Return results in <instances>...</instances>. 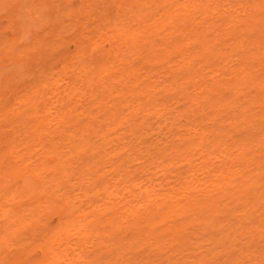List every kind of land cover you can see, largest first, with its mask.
<instances>
[{"label": "bare ground", "instance_id": "6f19581e", "mask_svg": "<svg viewBox=\"0 0 264 264\" xmlns=\"http://www.w3.org/2000/svg\"><path fill=\"white\" fill-rule=\"evenodd\" d=\"M13 1L16 3V1L19 2L21 0H12V2ZM27 1L29 2V0ZM47 1L50 3V0H38V3L41 6L47 5L49 7L46 8L45 6V8L48 9H45V11H49V13H47L48 15L45 13L43 6L37 7V2V5L32 3L35 5L33 8L28 7V2H25V4L22 2L24 5L27 4V8L31 10L36 9L37 7L38 15L40 13V8L41 10L43 9L42 14H45L41 16H43L42 18L45 20L42 21L41 19L42 22L40 25L39 22L36 24L39 25L37 26L38 28L32 25V22L30 25L23 23V21H26V16H28V19L30 15H32L31 10L30 13L27 8L25 9L28 11L24 9L27 12V14L24 12L25 17L23 15V9L20 8L22 11H18L23 16L21 17V14H19L18 16L21 18L13 16L17 12L12 11V13H15H11L12 15L10 14L12 18L9 15L12 19L9 23L15 22L17 24L16 21L18 17L19 22H21L20 19L23 20L22 23L25 24V27H27L26 25H32L33 28L30 29H33L36 32L40 31L39 29H42L43 26H49L47 37H45L47 34H43L45 30L44 32L42 31V34L45 37L44 39L39 32L42 36V38H40L43 41L39 40L40 38L36 40L37 36H35V39L33 38L34 36L32 37L36 40V42L39 40L37 46H35L36 42L33 41L32 38V42H29V44H33V42H35L33 44V49H36V53L40 54V57L37 55L38 57L35 58H37L38 61L48 59L44 56H48L51 50L52 52H61L60 49L65 46L68 50L74 51L72 52V55H69L66 58V60H68V65L73 68V70H66L69 66H67V64L66 66H63L66 62H62L63 64L61 63L58 64V66L56 65L57 67L55 66L58 71H62L60 72V74L62 73V75H60L62 78L56 77V74L59 75V73H55L57 71L56 68L50 73V75L46 76L49 73L44 72V69L43 72H41L39 70L40 66L38 68L34 64V67L31 66L32 70L34 72L37 71L36 68H38L37 73H39V75L37 74L36 78H34L31 83L28 82L30 86L33 83V86L27 90L25 88L26 86L24 87V84L27 85L28 83L26 84V81H23L24 76L21 75H25L28 71H30V74L32 73V70H28L29 61L33 59V57L30 56L32 54H28V49L31 48H29V46H24L26 43H24V45L22 44V46L18 45V43L16 44V41L19 42V40H24L20 38L23 34H20V36L14 34V36L19 37V40L17 39L15 42L8 41V45L5 43L7 41V36H5L6 38H0V43L3 46H6H0V50L3 51L4 48L8 50L9 48L10 50L5 52H7V54L11 53V55L14 54L13 57L16 55L17 60L14 57L15 59L12 61L16 60L15 62L17 63L14 62L16 65L21 62V67L18 65L20 68L18 67L19 69L17 70H20L21 68L23 69H21L23 74L19 73V71L16 73L19 74L17 76L12 74L13 72L11 73V70L6 74V69H2L1 66H7L4 64L7 60L4 59L5 54L1 57L3 53L0 51V59H4H2L3 61L0 60V69H2L0 70V74H2L0 75V93L5 92V95L6 93L9 94L8 90H10V88L11 91L13 88L14 93L20 92L17 96H14L15 98L13 97L14 100L12 101L16 100L17 102L18 100L16 107V102H14V108H11V105L10 107L8 106L9 100L7 104L4 94L3 97L0 96V125L2 126L3 123H6L7 126H10H6L8 131L2 126L5 133L7 131V134H10L8 137H1L0 139V143L2 144L0 145V148L3 150L1 151L2 158L0 157L3 159V161L0 159V199L3 200H0V264H128L129 262L127 260L129 256L126 257L125 255H129L130 253H139L137 250H139L142 244H149L153 246L152 250H149L146 255L144 254L147 257L146 259L144 258L145 262L140 259L142 263H139V260L137 262V260L132 257L131 259H133V261L129 264H157L155 263L156 261H158V263L160 262L159 264H209L212 259H206L208 262L205 261L204 257L207 256L203 255L201 257L202 253L197 255L198 259L196 260L198 261L194 259L186 261L184 260L186 256L182 259L185 254L182 256L181 250H183L185 245L188 246L190 240L186 238V234H184L182 230L186 224L180 220L181 218L187 215L186 217L189 219L192 213H196L202 217L201 213L205 211L207 213L210 211V214L208 215L210 216L211 214H215L217 218L220 216L222 217L225 211V216H227V214L228 216H232L233 207H245L246 211H244V209V213L242 215L238 216L237 214H234L236 215L233 217L235 218L234 223L229 221L231 227L236 224L235 229L237 228V231L234 230V232H238L242 229L240 222L245 221L244 218L248 212L255 216V213H260L261 209L264 210V189H260V193H257V190L255 189V187L259 185L260 181L262 182L259 186H261V188L264 187V156H262L264 154L259 152L261 148L264 149V146H262V144H264V70H262L264 68L262 67L264 66H261L264 65V63H261L264 62V45H262L264 44V34H260V38L256 37L257 39H252L251 37L246 36L249 34L242 33L244 31L243 29H254L253 26L258 22L254 11H261V9L264 10V0H260L258 3L250 0L253 2L252 5L250 3L253 13L251 11V14L248 16V11L246 12V23L252 22L253 24L251 23L249 27L242 29H239L241 28V24H245L242 18L240 19L242 21L238 20L237 24L235 22L236 19L235 21L233 20L235 22V25L233 26H227V24L226 27L224 23L223 26H220L221 29L217 27V25L221 24L219 23L221 19L219 20L217 18L218 22L216 25L215 17V20L212 22L203 21L206 14H216L219 9L220 12L224 11V13L222 12L219 15L217 14L219 17H222L223 14L225 15L228 11H230V7H228L230 4L228 6L227 3L221 5L223 0H126V2H124L125 0H93L99 1V5L95 2L96 8L94 10L91 8V4L85 3L87 0H78L77 4L80 3L81 6L82 4L84 5V7L82 6L80 9H73L70 7L72 1L68 0V2L64 4L65 6L62 5V8L59 7V9L56 10L57 3L63 4V1L61 2L60 0H57L55 7H53L55 11L53 14L51 10L52 6H49ZM224 1L228 2L227 0ZM235 1L237 2V0ZM245 1L246 0H243V2ZM2 2L3 0L0 2V6H2V8H5V5L7 8L10 6L8 3H12L10 0L3 2L5 4ZM31 2H33V0ZM122 2H124V5ZM15 3L12 4L15 6ZM20 3L21 2L18 4ZM12 4L11 6H13ZM121 4L122 6L119 7L118 5ZM220 5L221 8L218 9ZM19 6H22V8L25 7H23L22 4ZM29 6L32 5L30 4ZM78 6L79 5H77V7ZM2 8L0 7V9ZM113 8L114 11L112 12ZM225 8L228 10L227 12ZM247 8H245V10ZM17 9H19V7ZM234 9L235 8L233 7L231 10L233 11ZM92 11L95 12L94 19H92ZM200 12H203L205 17L203 18V15H201L200 17H202L203 20L201 18L199 22H195ZM235 12L234 16H231L232 18L238 14V16H240L237 9ZM70 14L74 17L80 15V20H78L80 21V26H78L80 27V31L78 30L76 32V29H78V27H75L77 26L76 24H74L72 30L70 28L71 26L68 27L69 25L64 24L66 21V23L71 21H68L70 16L66 17ZM45 15L49 16L51 21H48L50 19L47 18V20L45 18L47 16ZM34 16L31 17L33 18ZM39 16L36 17L39 18ZM148 16H151V19H149ZM227 16L229 17L227 14L225 18L231 22L232 20H229L230 17L227 18ZM62 17L63 19H69L63 20L65 21L63 23ZM90 17L91 19H89ZM145 17L149 20L144 21ZM10 18L9 20H11ZM124 19L128 21V23L126 21L128 27L124 31H121V29L124 28H122L123 23H125L122 22ZM29 20L31 21V18ZM46 20L48 23L50 22L51 25H49L50 23H47L48 25L44 23ZM81 20L83 21L81 22ZM227 20L226 22L228 23ZM61 23L63 24L61 25ZM88 23H93L94 27H90ZM41 24L43 25L42 27ZM64 25H67L66 28L70 29V32L74 30L73 33H78L76 35L72 33V36H75H73L74 38L71 36L73 39H70L68 43L67 38H61L63 35L60 37L62 34L61 32L65 27ZM189 25L190 28H187ZM124 26H126V24H124ZM215 26L218 30L220 29V32H222V27L225 26V29L223 28L224 32H219L217 34L218 30L216 31ZM256 26L257 25H255V27ZM18 27L24 28V25L20 26L19 24ZM232 27L233 29H231ZM2 28H4V26ZM28 28L26 29L27 31L29 30L27 33L30 32V29ZM4 29H0L1 37ZM65 29L63 32H65ZM26 30L23 29L22 31L24 32ZM239 31L241 32V36ZM12 32H14V30ZM92 33L94 34L92 35ZM213 33L216 35H213ZM4 34L5 33H3V35ZM25 34L26 32L24 35ZM190 34L193 35V40H190ZM209 34L211 36H215L214 40L209 37L212 40L210 41L208 38ZM244 34L248 39L246 38L247 40L245 39V43L243 44L242 38L245 37L242 35ZM24 35L23 37L27 36ZM64 35H66V33ZM236 35L238 37H236ZM59 37L61 38L60 40ZM223 37H226L227 42L228 38L231 39V37L234 41L231 44L228 42L226 46H223V44L218 41L220 39H224ZM79 38L83 41L79 42ZM246 41L249 44V48L247 46L246 48L244 47L247 44ZM25 47H28V49L26 48L27 51ZM57 48L58 50H55ZM223 49H229L232 56L233 53L238 54V56L241 55L242 61H239L240 58H238V64L240 62H245L247 64L244 63V65L240 63L237 65L240 67L241 65H244L240 68V70L239 68L232 69L235 66L233 64L236 62L237 55L234 54V58L236 56L235 62L231 65H227L226 63L230 59L227 58L229 52H223ZM68 50L66 49V51ZM66 51L64 48V52ZM31 52L32 49L29 53ZM61 54L64 55L63 52H61ZM69 54H71V52ZM34 55L36 56V54ZM53 55L55 54H52V56ZM223 55L224 59L222 60L226 62L225 64L227 66H232L230 67L232 69V78H228L227 75V78L230 80L226 78L227 80L225 82L222 81L225 80L226 76L221 81L220 68L218 69L216 67L217 58L220 57L221 63V56ZM57 56H60V54L58 53ZM27 57L30 58V60ZM41 57L44 58L42 59ZM214 57H216V59ZM51 58L53 60V57ZM37 59H35L36 64L38 63ZM138 59H141V62ZM231 60L233 59H230L228 64L229 62L231 63ZM47 61L48 60H45V65L48 64ZM56 61H58V59ZM137 61H139V64H136ZM255 61H259L256 66L254 65ZM251 62L254 65V67H252L253 65L251 66V69L253 68V70L247 72L248 66ZM7 63L8 62H6V64ZM12 63L13 62H11L9 66L12 67L14 64ZM50 63L56 64L54 61H51ZM15 64L14 66H16ZM156 65L160 68L154 70L155 67L158 68ZM153 66L155 67L153 68ZM204 66L209 67H206L205 70L203 68ZM213 66H215V70ZM42 67H44V65H42ZM208 68H210L211 71H209ZM68 70L75 74L81 75V73H83V78H78V75H76L73 80H70L71 77L67 76ZM12 71L15 70L13 69ZM227 73L228 72H226V74ZM209 74L210 76H208ZM229 76L231 77V75ZM21 78L23 80H20ZM66 78H70L69 81H67L68 79L66 80ZM22 81L24 83H22ZM61 81H63V83ZM204 83L205 85L207 84V89L205 88ZM19 84H23V88L21 87L22 85L20 86ZM59 84H64V86L60 87ZM240 85H243L244 87ZM190 87L191 90L193 87L192 91L190 90ZM244 88L245 92L242 90ZM236 89L243 91H238L239 94L241 93V95H243V97L241 96L242 98L245 97L242 99L239 96V98L243 100L242 102L237 96L238 93ZM49 90L50 95L48 92ZM177 91L179 94L177 95L178 97H173V92ZM168 97L176 99L179 98L180 101L183 100L180 105V112L177 111V113L179 112V115L184 117V115L187 114L191 120L194 121V119L199 118L197 117V114H200V118H205L204 120L208 119L209 121L207 120L208 122L204 121L205 123H200L197 120L196 123L199 122L200 126L206 123H212L211 126L209 128H207V126L204 127L205 130L193 132L191 134L194 135H190V137L187 135V138V132L193 131V129L196 128L199 129V126H194L196 128H192L195 122L193 123L191 120L189 121L188 119L183 118L184 122L188 120V123H185L186 125L188 124V127L184 124L187 129L191 123H193L192 126L187 131L185 126L184 129L180 123L179 126L182 128L176 124L178 127L174 129L175 131L178 128H181L187 132L185 136L179 137L182 131L180 129L178 130L179 133L174 131L175 134L177 133L178 135H173L172 128L175 126L173 127L171 124L175 125L174 123L180 122L179 119L182 117L180 116L176 118L178 114L175 112V115L172 112L171 115L170 111L177 108L176 106L175 109H171L173 108V100L170 99V104H172L171 107L167 105L169 102H166V105L164 104L165 106L163 103H160V99L165 98L166 101H168ZM45 98L48 101L50 100V106L47 105V101H43ZM165 99H163V102ZM41 102H45L46 104L44 103V105H42ZM11 103L13 104V102ZM167 106L170 108L168 109ZM224 107V111L226 112L228 110L227 112H229L230 116L232 115L231 113L237 114V112H239L240 115L247 120L244 123V125H246L239 127L236 120L233 122L230 120L229 123L225 124V120L219 121V119H215V116H211L214 111H217V108L220 110ZM257 107L260 110H258ZM166 108L169 110V112H167V116L165 115L167 114ZM181 110L183 113H181ZM225 112L222 114L225 115ZM219 114L220 116L222 115L221 113ZM173 116L177 119L176 122H174L175 120L173 121V118L171 122L169 121V119ZM85 118L88 120L87 122H85ZM252 120L253 123L251 122ZM167 121L170 122H168L170 124V129L169 126H167ZM254 121H258L256 126ZM161 125H163L165 129ZM252 125H254L255 129ZM251 126L253 132H251L252 130L247 131V129ZM121 130L124 131L121 133ZM162 130L165 131L164 139L161 137L163 135ZM249 132L252 135L256 132L258 135L254 134L253 138L250 135V139L247 135ZM184 133L185 132L182 131V134ZM156 135H158L159 139ZM197 135L200 139L196 138L199 139V141L196 140L197 142H195L193 141L195 140L193 138L197 137ZM152 136L157 139L154 138V140ZM228 136L232 137V139H236L233 140V142H230L232 139L230 140ZM211 137L213 138L211 139ZM142 138L146 141L148 140L146 138H152L155 147L153 144L148 143L149 145H145V142L143 144ZM225 138L229 140L225 141ZM255 140H257V143L255 142L257 145L260 143L258 146L253 143ZM251 141L253 142L251 143ZM34 142H36V144H34ZM238 142L241 143L242 147H245L242 148ZM32 143L37 146V148L33 146ZM237 144L240 146L239 148H242L240 150H243L244 153L246 151L247 153L251 152V156H245L244 160L247 163L246 166L250 167V170L251 166H253L252 164H254V166L255 164L257 165L256 169L253 166L255 169V171H253L255 172L254 174L253 172H251V174H247L246 169H244V171L240 168H235L237 167L236 165L243 160V155H241L243 154L241 153L242 151L237 153L239 154L238 157H231L235 158L238 162H235L234 159L231 160L227 157H230L231 153H233L235 148L238 146ZM245 144H247V146ZM253 144L255 146H253ZM144 145L146 148L142 147ZM250 145L256 150L250 148ZM39 146L42 147L40 148ZM18 147H20L19 150L21 149L20 152L17 151ZM258 147L260 149L257 151ZM142 148L147 150L150 148L152 149L150 152L146 151V154L149 152V156L151 154L150 158H153L156 153L155 157L157 158L154 157V160H152L155 161V159H157L158 161L154 164L151 160V164H149V166L153 164L155 165L151 166L152 168L155 167L152 171L154 173L157 168V172L161 171L164 173L167 169H171V167L179 165L180 162L181 166L184 165H182V163L187 162L186 166L188 168H192V166H194L192 164L196 165L200 163V161H196V163H194L195 161H192L197 155L192 152L200 151L202 149L203 152L205 151L204 153L207 152L202 157L200 156L202 165L206 162H212V160L208 158V155L211 156L210 154H214L216 151H220L221 155V152L224 151L227 153V156L225 155L226 159H230L232 162H235V169L232 168V164H230L232 162H229L230 168L219 166V164L215 162L217 159L215 158L213 161L215 162L214 164H216V169L219 167L217 173L215 172L216 174L213 172L212 166L210 168L208 167L209 163L206 164L204 168L205 170L207 168L210 169L209 172L207 170V173H211V177L209 179L207 178L208 180L202 178L200 180L203 182H196L194 183L195 185L192 186L190 181L193 176L191 174L195 171L191 173L190 170L198 171L199 166L197 165V169H186L185 172L188 170L191 173L190 174L188 172V176L185 172H183L185 170H182L183 168L179 169L180 172L175 170V173L177 171L178 174H173L178 176V183L176 178V183L173 182L171 178L174 177H172L173 175L171 173V181L162 177V180L164 181L161 182V184H158L157 182L159 179L152 182L151 179L148 178L149 175L148 177L145 176L146 172L150 171V168H148L149 159L147 156L146 159L148 162L145 158H143L145 157L144 155L143 157H140L145 159L143 162L144 164L140 163L141 166L139 165L141 168L144 166V170L139 168V166H136L135 168L133 167V164H136V160H139L136 156L143 154L142 151L144 150ZM153 151L155 152L153 153ZM224 152L222 154H225ZM192 155L195 156L191 158ZM197 156L199 157V154ZM178 158L180 159L178 160ZM139 161L142 162V160ZM131 162L134 169H131V166L127 165L131 164ZM172 162L176 163L172 166ZM241 163L243 165L244 161ZM241 163L240 166H242ZM225 164L223 163L222 165ZM243 166H245V163ZM160 167L167 169L165 171L163 169L159 170L161 169ZM204 169L202 168V171ZM140 171H144L142 173L144 177H141L140 175L141 179L138 177L136 179V176H138ZM197 171L195 173H197ZM154 173L151 174L150 171V174L152 175H150V177H152V180L154 179L153 177L160 176L156 175L160 174V172L155 173V176H153ZM162 173L161 175H163ZM145 177L147 178V181H150V183L148 182L149 185L145 182L143 183L142 180H146L144 179ZM165 180L167 183H165ZM180 181L182 183H180ZM156 183L158 185H156ZM164 183L167 185L168 183L174 185H169L170 187L165 186V189L160 188L159 185L163 186ZM189 183L191 186H189ZM130 187L132 188V191H129L131 194L126 192L127 189H130ZM181 188L184 193V195L181 194L182 196L178 193ZM164 190H167V193H164ZM126 193H128L129 197H131L127 198L128 195H125ZM101 195L104 197H102L103 199L100 198ZM225 195L230 198V201H226V204L221 207L222 204L220 201L222 198L226 197ZM21 199L22 201L25 200L27 205L20 201ZM100 199L102 201H100ZM225 200L223 199V201ZM17 201H20V204L25 206H20ZM16 203L18 205H15ZM87 204L88 207L86 206ZM83 205L84 208L86 206L89 210H81L83 209ZM260 215L264 216V213L258 214L257 217L259 218ZM162 216L163 219H161ZM164 216L168 218L167 222H169L168 220L170 218L171 223L170 225L168 224L169 226L166 224V226H168L167 228L161 229V224L159 223H161L162 220H165ZM242 216H244V218ZM240 217H242L243 220H241L242 218L239 219ZM217 218H214V221ZM219 219L221 218L216 220L218 221L216 224L217 226H220V228L216 227V229L213 230H217V228H219L218 231H220V229L223 230L221 225H219L221 223L219 222ZM207 220H204L203 223L205 222L204 224H206ZM258 221L262 224V229H264V218H259ZM211 223L207 222V226L209 225V228ZM231 227L227 233L232 232L233 228L231 229ZM262 232H264V230H262ZM167 234L169 236H167ZM227 235L229 236V234ZM164 236H167L168 239ZM230 237L231 236H229V238ZM217 238L220 239V237ZM168 240L169 242L167 243L166 241ZM164 241L167 245H165ZM233 244L235 245V243ZM160 245H162V247ZM8 246L10 249H8L9 251H6L5 248H9ZM143 247L146 248V246L141 247L142 252H144ZM160 247L163 250L161 249V251H158ZM238 249L239 250H235L239 251V254H236L237 251L235 252V250L232 252H235L236 255H241L243 250L239 247ZM4 250L6 252L2 255ZM156 251L159 252H157V255L155 253ZM163 251L164 253H162ZM226 251L228 252L229 250ZM160 252L162 256L160 255ZM232 252L229 253L231 254ZM132 254L130 257L133 256ZM135 255L137 256V254ZM158 255L161 256L160 260H162V258L164 260L159 261V259H156L158 258ZM216 255L217 256L215 257H218V254ZM260 256L261 258L264 257L262 255ZM260 256H257V259ZM137 258L139 259V257ZM230 258L227 260L233 262L229 264H236L234 263V260L236 262L237 258ZM183 260L185 262L180 263ZM215 263L217 264L216 261H214V264ZM218 264H220V261ZM249 264H260V261L255 262L253 260V262L251 263L250 261Z\"/></svg>", "mask_w": 264, "mask_h": 264}, {"label": "rangeland", "instance_id": "374dc122", "mask_svg": "<svg viewBox=\"0 0 264 264\" xmlns=\"http://www.w3.org/2000/svg\"><path fill=\"white\" fill-rule=\"evenodd\" d=\"M1 1H2V0H0V2H1ZM10 1L12 2V0H10ZM31 1H32V0H29V2H28L27 0H26V1H25V0H24V1H22V0L19 1V2H21L20 4L23 5V7L25 6L24 8H22V6H19L20 4H18V3H19L18 1H16V3H15V1L12 2L13 4L15 3V6H16V7H15L12 3H11V4H12L14 7L11 6L10 3H8V4L10 5V6H8L9 8H8V7L6 8V5L4 6L5 8H2V6H0V7L2 8V9H0V29H4V28H5V29H4V32L1 30V31H2V37H1V34H0V38H3V37L6 38L5 36H7V38H6L7 41H6L5 43H6V45H8V44H9L8 41H14V42H15V40H17V39L19 40V37L14 36V34L20 36V34H21V35H22V34L24 35V33L26 32L25 35H27V36L24 35L25 37H23V35H22L23 38L20 36V38H21V39H24V40H19V42L16 41V44L18 43V45H21V46H22V44L24 45V43H26V45H24V46H29V48L32 49V52L29 53L31 49H28V47H25V49L27 48V49L29 50L28 54H29V55L32 54V55H30V56L33 57V59L30 60L31 57H30L29 55H27V56L30 57V58L27 57V58L30 60V61H29V66H30V67H31V66L34 67V64H35L38 68H39V66H40L39 70H40L41 72H43V69H44V72L49 73V74L46 75V76H48V75H50V73H51L52 71L55 70V68L58 66V64H61L62 62H64V63L66 62L65 64L62 63L63 66H64V65L66 66V64H67V66H69V65H68V60H66V58H67V56L72 55V54H73L72 52H74V51H70V50H68V48L65 47V46L62 47L63 50L60 49L61 52L64 53V55H62L61 52L55 51V50H58V48L54 50L55 52H52V50H51V52H50V54H49L48 56H44L45 58H46V57L48 58V59H45V60H48V61H47L48 64H46V65H45V60L43 59L44 57H43V58L41 57V58L43 59V60H41V61H40V60L38 61V59L35 58V57H38L40 54H39V53H36V49H33V44L36 42V40H37L38 38H40V37L42 38V36H43V39H44L45 37L48 36L47 32L49 31V29H48L49 26L45 27V26H43V25L41 24V27L43 26V28H42L43 30H42V29H39L40 31H38V32H36L35 30L30 29V28H33L32 25H34L35 27L39 26L40 23H41L43 20H45L44 18H42L43 16H41V15H44L45 13H46V14L49 13V11H48V12L45 11V9H46V8H49V7H48L47 5H42V6L44 7V11H45V13L42 14V10H43V9L41 10V8H40V13H39L40 16H39V15H38V12H37V11H38V10H37V7H38V6L40 7L41 5H39L38 0H36V1L33 0V2H31ZM60 1H61V2L63 1V4L57 3V0H54V1L52 0V2H51V0H50V3H52V4H50L49 1H47V2H48L47 4H48L49 6H50V5L52 6V7H51V8H52V9H51V10H52V14L55 13L53 7H55V4H56V3H57V6H56L57 9H56V10H58L59 7L62 8V7H63L62 5H64L66 2H68V0H67V1H66V0H60ZM71 1H72V2H71ZM71 1H69V2L72 3L70 7H72L73 9H80L82 6L84 7L83 4H82V6H81L80 3L77 4V3H78V0H71ZM75 1H76V2H75ZM123 1H124V0H123ZM184 1H185V0H184ZM184 1H183V2H184ZM218 1H219V0H218ZM227 1H228V2H226V1L223 0V3H221V5L227 3V6H228V5L230 4L231 6H230V5L228 6V7H230V11H228V10L225 8L226 12H227V11H228V12H227V13L225 12L226 14H225V15L223 14L222 17H219V16H218V15L221 14L222 12L224 13V11H221V12H220V9H219V8H221V5H220V6L218 7L219 10H218V12H217L216 14H213V15H212V14H209V15L206 14V15H205L206 17H205V16L203 15V12H200V13L198 14V18L196 19L197 21L194 19L195 22H199V20H201V18H202V17H200L201 15H203V18L205 17L204 20H203V18H202V20L205 21V22H208V21H211V22H212L213 20H215V19H214V17H215V18H216V20H215V25H216L217 22H218L217 20H218V19H219V20L221 19V20L219 21V23H221V24L217 25V27L220 28V26H223L224 23H225V26H226L227 24H228L227 26H231V25L233 26V25H235V24H234L235 22H236V24H237L238 20H240V19L242 18V19L244 20V23H245V24H243V25L241 24V28H239V29L249 27V26L251 25L252 22H250V23L247 22V23H246V20H247L246 12H247V11L249 12V13L247 12V15L249 16V14H251V11L253 10V9L251 8V5L253 4V2L256 1V2L258 3L260 0H253V2L250 1V0H246L245 2H243V0H237V2H236L235 0H234L235 2H234L233 0H227ZM240 1H241V3H240ZM247 1H248V2H247ZM3 2H6V0H5V1L3 0ZM3 2H2V3H3ZM7 2H8V1H7ZM17 2H18V3H17ZM22 2H24V4H25V2H26V3L28 2L29 5L31 4L32 6H29V5H28V7H30V8L35 7V5H37L36 2L38 3V5H37L36 9H32V10H33V11H32L31 9L27 8V6H26L27 4L24 5ZM53 2H55V3H53ZM58 2H59V1H58ZM74 2H75L77 5H79L80 7L78 6V7H79V8H78L77 5H76ZM95 2H96L97 4L99 3V1H93V0H87V1H85V3H87V4H91V5H92L91 8H92L93 10L96 8ZM124 2H126V0H125ZM124 2H122L123 5H124ZM256 2H255V3H256ZM32 3L35 4V5H33ZM73 3H74V6H73ZM233 3H234V5H233ZM236 3H237V4H236ZM250 3H251V5H250ZM3 4H5V3H3ZM8 4H7V5H8ZM58 4H59V6H58ZM68 4H69V3H68ZM87 4H86V5H87ZM235 4L237 5V8H236V5H235ZM0 5H1V4H0ZM17 5H18V6H17ZM53 5H54V6H53ZM66 5H67V4H66ZM75 5H76V6H75ZM98 5H99V4H98ZM98 5H97V6H98ZM249 5H250V6H249ZM42 6H41V7H42ZM45 6H46V8H45ZM64 6H65V5H64ZM68 6H69V5H68ZM118 6L121 7L122 4H121V5H118ZM225 6H226V5H225ZM227 6H226V7H227ZM246 6H247L248 8H251V9H248ZM10 7H11V9H10ZM12 7H13L14 9H13ZM18 7H19V9H17ZM66 7H67V6H66ZM66 7H65V8H66ZM231 7H232V8L234 7L235 9L232 11V10H231V9H232ZM20 8L23 9V13L25 12L26 14H27V12H26L25 10L29 9V12H30V10H31L32 13H31V12H30V13H31L32 15H30V17H29L28 19H27L28 16L25 17V13L23 14L24 17H25V19H26V21H29V22L23 21V20H21V19H20L21 22L18 21L19 18L23 17L22 14H21L20 12H18V11L21 10ZM25 8H27V9H25ZM65 8H64V9H65ZM68 8H69V7H68ZM223 8H224V7H223ZM238 8H239V9H238ZM245 8H247V9L245 10ZM24 9H25V10H24ZM236 9L239 11L241 17L238 16V15H239V14H238V15H235V17H233V18H234V19H233L231 16H234V12H235ZM8 10H9V11H8ZM10 10H11V11H10ZM46 10H48V9H46ZM60 10H61V9H60ZM66 10H67V8H66ZM223 10H224V9H223ZM12 11H16L18 14L15 13V12L12 13ZM21 11H22V10H21ZM27 11H28V10H27ZM35 11H36V12H35ZM44 11H43V12H44ZM113 11H114V8L112 9V12H113ZM64 12H65V11H64ZM92 12H93V13H92V19H94V18H95V16H94V15H95V12H94V11H92ZM112 12H111V13H112ZM230 12H231V13H230ZM254 12L256 13V18L258 19L257 24L255 23V25H257V26L255 27V25H254V26H253L254 29H253V28H252V29H249V30H248V29H246V30L243 29L244 31L242 32V33H245V34H249L250 36H249V35H246V36H247V37H251L252 39H253V38L255 39L256 37H257V38H260V36H261L262 34H264V33H262V32H264V21H262V20H264V10L261 9V11L257 10V11H254ZM259 12H260V13H259ZM11 13H12V14L15 13V15H13V16H18L19 14H21V17H19V16H18L19 18L17 17V21H16L17 24H16L15 22H12V23L10 22L11 24L9 23V21H12V19H11V18H12V16H11L12 14H11ZM35 13H36V15H35ZM237 13H238V12H237ZM252 13H253V11H252ZM10 14H11V15H10ZM33 14H34L35 16H34ZM64 14H65V13H64ZM217 14H218V15H217ZM227 14H228L229 17H230V18H229V17L227 16V18H229V20H232L231 22L228 21V20L225 18ZM232 14H233V15H232ZM235 14H236V12H235ZM9 15L11 16V18L9 17ZM47 15H48V14H47ZM47 15H45V16H47ZM50 15H51V11H50ZM65 15H66V14H65ZM259 15H260V16H259ZM31 16H34V17L32 18ZM36 16H39V18H37ZM45 16H44V17H45ZM68 16H70V19H69V18H68L69 20L66 19V18L63 19V17H62V22H63V23L65 22V21H63V20H68V21L71 20L73 23H72L71 21L68 22V23H66V22H67V21H66V22L64 23V24L69 25L68 27L71 26V27H70L71 30H72V27L74 26V24L77 25V26H75L76 28H77L78 26H80V24H79L80 21H78V20H80V15L76 16L77 18L74 17V16H72L71 14H70V15H67L66 17H68ZM71 16H72V17H71ZM93 16H94V17H93ZM97 16H98V15H97ZM97 16H96V17H97ZM211 16H212V17H211ZM237 16H238V19H237ZM73 17H74V18H73ZM150 17H151V16H148L149 19H151ZM210 17H211L212 19H211ZM7 18H8V19H7ZM9 18H10L11 20H9ZM30 18H31V21L29 20ZM45 18H46V19H47V18L50 19L49 16H47V17H45ZM72 18H73V19H72ZM78 18H79V19H78ZM148 18L145 17V18H144V21H148V20H149ZM217 18H218V19H217ZM15 19H16V18H15ZM23 19H24V18H23ZM41 19H42V21H41ZM48 19H47V20H48ZM53 19H54V18H53ZM76 19H77V20H76ZM89 19H91V17H90ZM208 19H209V20H208ZM224 19H226V20L228 21V23H227L226 20H224ZM235 19H236V21H235ZM261 19H262V20H261ZM33 20H34V21H33ZM36 20H37V21H36ZM38 20H39V21H38ZM47 20H46L44 23L47 24L48 21H51V19L48 20V21H47ZM191 20H192V19H191ZM223 20H224V21H223ZM233 20H234L235 22H234ZM259 20H260V21H259ZM7 21H8V22H7ZM22 21H23V23H27L28 25H30V23L32 22V25H31V26L26 25L27 27H25V24H23ZM77 21H78V22H77ZM82 21H83V20H81V22H82ZM126 21H127L126 19H124V20L122 21V22H125V23H123V25H122V28L124 27L123 29H121V27H120L121 25L119 26L120 29H121V31H124V30L128 27V24H127L128 21H127V23H126ZM142 21H143V20H142ZM221 21H222V22H221ZM240 21H242V20H240ZM38 22H39V25H36ZM75 22H77L78 24L75 23ZM122 22H121V23H122ZM232 22H233V23H232ZM5 23H6V24H5ZM44 23H43V24H44ZM49 23H50V22H49ZM49 23H48V24H49ZM63 23H61V25H62ZM134 23H135V22H134ZM193 23H194V22H193ZM213 23H214V22H213ZM1 24H2V25H1ZM19 24H20V26H21V25H22V26L24 25V28H23V27H18ZM48 24H47V25H48ZM70 24H72V25H70ZM124 24H126V26H124ZM202 24H203V23H202ZM202 24H201V26H202ZM252 24H253V23H252ZM9 25H10V26H9ZM15 25H16V26H15ZM44 25H45V24H44ZM49 25H51V23H50ZM67 25H64L65 27L63 28V31H64V29L67 27ZM88 25H89L90 27H91V26L94 27V24H93V23H91V24L88 23ZM191 25H192V24H191ZM3 26H4V28H2ZM6 26H7V27H6ZM8 26H9V27H8ZM11 26H12V29H11ZM225 26L222 27V30H221L222 32H224ZM227 26H226V27H227ZM259 26H260V27H259ZM28 27H29V28H28ZM35 27H34V28H35ZM93 27H92V28H93ZM215 27H216V26H215ZM217 27H216V31L218 30ZM7 28H8V29H7ZM15 28H16V29L18 28V29L16 30ZM20 28H21V29H20ZM27 28L30 29V32H29V33H27V32L29 31V30H28V31L26 30ZM37 28H38V27H37ZM39 28H40V27H39ZM45 28H46V29H45ZM76 28H74V29H76ZM79 28H80V27H78V29H76V32H77L78 30L80 31ZM92 28H89V29H92ZM187 28H190V25H189ZM223 28H224V29H223ZM255 28H256V29H255ZM259 28H260V29H259ZM23 29L26 30V31L23 32V31H22ZM35 29H36V28H35ZM220 29H221V28H220ZM220 29H219V30H220ZM231 29H233V27H232ZM13 30H14V32H15V31H16V32H15V33L12 32ZM36 30H38V29H36ZM44 30H45L46 33L44 32ZM46 30H47V31H46ZM71 30L68 29V28H66V29H65V32L62 31V32H61L62 34L60 35V37L63 35V37H61V38H65V39L67 38V43H68V41H69L70 39L72 40V39L74 38L73 36H75L76 34H78V33H73L74 30H73L72 32H70ZM219 30L217 31V34L220 32ZM258 30H259V31H258ZM42 31L44 32L43 34H47V35H45V37H44V35L42 34ZM68 31H69L70 33H69ZM216 31H215V33H216ZM241 31H242V30H241ZM20 32H23V33H20ZM34 32H36V33H34ZM39 32L41 33L42 36L40 35ZM67 32H68V33H67ZM222 32H220V33H222ZM239 32H240V31H239ZM252 32H253V33H252ZM3 33H5V34L3 35ZM63 33H64V34L66 33V35H64ZM72 33L75 34V35L72 36ZM209 33H210V32H209ZM215 33H213V35H216ZM31 34H32V35H31ZM33 34H34V35H33ZM35 34H36V35H35ZM93 34H94V33H92V35H93ZM193 34H194V32H193ZM210 34H212V33H210ZM210 34H209L208 38L210 37V38H212V40H214V37H215V36H213V35L211 36ZM237 34H238V32H237ZM245 34L242 35V36L245 37V38H242L243 41L241 40V41L243 42V44L245 43L244 40L247 38V37L245 36ZM251 34H252V35H251ZM260 34H261V35H260ZM29 35H30V37H29ZM234 35H235V34H234ZM258 35H259V37H258ZM12 36H13V37H12ZM33 36H34V37H33ZM35 36H37L36 40H34V39H35ZM64 36H65V37H64ZM71 36H72L73 38H72ZM221 36H222V35H221ZM221 36H220V37H221ZM223 36H224V35H223ZM225 36H226V35H225ZM238 36H239V34H238ZM238 36L236 35V37H238ZM240 36H241V32H240ZM240 36H239V37H240ZM9 37H10V39H9ZM14 37H15V38H14ZM32 37H33L34 39H33ZM60 37H59V40L61 39ZM228 37H229V36H228ZM234 37H235V36H234ZM31 38L33 39V41H35V42H33V44H32V43L29 44V42H32V41H31V40H32ZM41 38H40L39 40H42ZM68 38H69V39H68ZM192 38H193V35L190 34V40H193ZM210 38H209V39H210ZM223 38H224V37H223ZM257 38H256V39H257ZM8 39H9V40H8ZM26 39H27V40H26ZM65 39H64V40H65ZM219 39H220V38H219ZM224 39H225V40H224ZM224 39H220V40H218L219 42H221V43L223 44V46H224V45L226 46V45L228 44V42H229V44H231V43H233V41H234V39H232V37H231V39L228 38V42H227V40H226V37H225ZM238 39H239V38H238ZM247 39H248V38H247ZM247 39H246V40H247ZM39 40H38V42H36L35 46H37V44L39 43ZM194 40H195V37H194ZM212 40L210 39V41H212ZM221 40H223V41H221ZM42 41H43V40H42ZM80 41H83V40H81V38H79V42H80ZM225 41H226V42H225ZM40 42H41V41H40ZM64 42H66V41H64ZM186 42H187V41H186ZM214 42H215V41H214ZM27 43H28L29 45H28ZM246 43H247V44H246L244 47L246 48V46H247V47L249 48V44H248L247 41H246ZM115 45H116V44H115ZM262 45H264V44H262ZM0 46L2 47L3 45L0 43ZM4 46H5V45H4ZM4 46H3V47H4ZM228 46H229V45H228ZM250 46H252V45H250ZM1 47H0V48H1ZM5 47H6V46H5ZM253 47H254V46H253ZM23 48H24V47H23ZM59 48H60V47H59ZM64 48H65V51H66V49H67L68 51L64 52ZM248 48H247V49H248ZM14 49H16V48H14ZM27 49H26V51H27ZM2 50H3V48H2ZM8 50H10V49L8 48ZM8 50L5 49V48H4L3 51L0 50V51L3 53V55H2L1 57H3L4 54H5L4 59L7 60L6 62H8V63L6 64V62L4 61V62H5L4 64L7 65V66H5V67H7V68H5L4 66H1V68L4 69V70L6 69V70H5L6 74L8 73V71L10 72V70H11V73L13 72L12 74H15V75L17 76V75H19V74H16V73H18L19 71H20L19 73H22V70H23L22 68H21L22 70H21V69H20V70H17V69H19V68L21 67V64H20L21 62L18 63V64L16 65L15 63H17V62H15V61L17 60V58H16L17 56L15 55L14 57L16 58V60L12 61L13 59H15V58L13 57L14 54H13V55H11V53H8V54H7V52H5V51H8ZM19 50H20V49H19ZM60 50H59V51H60ZM223 50H224L223 52H229V54H228V56H227L228 59L230 58V59H233V60H234V61L231 60V63L229 62V64H228V61H229L230 59H229V60L227 61V63H226L224 60H222V59H224V55L221 56V57H222V58H221V63H220V57L217 58V62H216L217 65H216V67H217L218 69L220 68V73H221V76H220V77H221V81H222L223 78L226 76V77H225V80L222 81V82H225L228 78H232V74H231L232 69H235V68L238 69V68H239V70H240V68L243 67V66H244L245 64H247V63H245V62L243 61L245 64L240 62L241 64H244L243 66H242V65H241V67H240V66H237V65L240 64V63L238 64V62H239V61H242L241 55H239V56H240V57H239L238 54L233 53V56H232V54H230L231 51H229V49H227L228 51H227L226 49H223ZM1 52H0V53H1ZM67 52H68V53H67ZM70 52H71V54H69ZM58 53L60 54L61 58H60V56H57ZM66 53H67L68 55H67ZM34 54H36V56H35ZM52 54H55V55L52 56ZM234 54L237 55L236 62H235V58H236V56H235V58H234ZM7 55H8V56H7ZM9 55H10V56H9ZM33 55H34V56H33ZM37 55H38V56H37ZM10 57H13V58H10ZM39 57H40V56H39ZM51 57H53V60H52ZM59 58H60V59H59ZM214 58L216 59V57H214ZM238 58H240L239 61H238ZM2 59H3V58H2ZM2 59H0V60H2ZM4 59H3V60H4ZM18 59H19V58H18ZM35 59H37V61H38L37 64L35 63V62H36ZM55 59H56V60L58 59V61H56ZM175 59H176V58H175ZM225 59H226V58H225ZM3 60H2V61H3ZM8 60H11V61H8ZM26 60H27V59H26ZM26 60H25V61H26ZM60 60H61V61H60ZM138 60L140 61L141 59H138ZM254 60H255V59H254ZM254 60H253V62H254ZM32 61H33V62H32ZM51 61H54L56 64H54V63H50ZM135 61H136V60H135ZM139 61H137L138 63L136 62V64H139ZM237 61H238V62H237ZM247 61H248V60H247ZM247 61H246V62H247ZM11 62H13V63L15 62L14 64H15L16 66H14L13 63H12V64H13L12 67L9 66V65L11 64ZM30 62H31L33 65H32ZM40 62H41L42 64H41ZM47 62H46V63H47ZM140 62H141V61H140ZM222 62H223V63H222ZM233 62H235V63H237V64L234 63L233 65H235V66H234V68L231 69L230 67H232V66H227V65H231ZM258 62H259V61H257V62L255 61L254 65L256 66V64H257ZM39 63H40V65H39ZM225 63H226L227 65H226ZM261 63H264V62H261ZM22 64H23V63H22ZM53 64H54V65H53ZM194 64H196V63H194ZM250 64H251V65H250ZM250 64H249V66H248V70H247V72H250V70H253V68L251 69V66L253 65V63L251 62ZM18 65H19L20 67H19ZM42 65H44L45 68L42 67ZM47 65H48V66H47ZM56 65H57V66H56ZM94 65H95V64H94ZM254 65H253L252 67H254ZM8 66H9V67H8ZM29 66H28V70H32V67L30 68ZM36 66H35V67H36ZM53 66H54V67H53ZM55 66H56V67H55ZM138 66H140V65H138ZM156 66H158V65H156ZM261 66H264V65H261ZM16 67H17V68H16ZM18 67H19V68H18ZM41 67H42V68H41ZM69 67H70V66H69ZM69 67L66 68V70H67V69H71V70H73V68H71V67L69 68ZM154 67H155V66H153V68H154ZM206 67H209V66H204L203 68L206 70ZM214 67H215V66H213V68H214ZM257 67H258V66H257ZM8 68H9V69H8ZM38 68H36L37 71H34L36 74L33 72V70H32V73H33V74L31 73L32 75L30 74V71H28L25 75H21V76H24V80H23L22 78H21L20 80H23L24 82L26 81V82H25L26 84H27L28 82L31 83V82L34 80V78H36V75H37V74L39 75V73H37V72H38ZM159 68H160L159 66H158V68L155 67L154 70H157V69H159ZM194 68H197V67H194ZM249 68H250V69H249ZM262 68H264V67H262ZM2 69H0V70H2ZM13 69H14L15 71H12ZM33 69H34V68H33ZM60 69H61V68H60ZM60 69H59V70H60ZM204 69H202V70L205 71ZM211 69H212V68H211ZM224 69H226V70H224ZM4 70H3V71H4ZM16 70H17V72H16ZM34 70H35V69H34ZM46 70H47V71H46ZM56 70H57V71H56L55 73H59V75L56 74V77L62 78V76L60 77V75H62V73L60 74V72H62V71H58L57 68H56ZM208 70L211 71L210 68H208ZM212 70H213V69H212ZM214 70H215V68H214ZM262 70H264V69H262ZM40 71H39V72H40ZM221 71H222V72H221ZM224 71H225V72H224ZM206 72H208V71H206ZM223 72H224V73H223ZM226 72H228L229 74H228V73L226 74ZM260 72H261V71H260ZM46 73H45V74H46ZM77 73H78V72H77ZM9 74H10V73H9ZM9 74H8V75H9ZM22 74H23V73H22ZM34 74H35V75H34ZM82 74H83V73H81V75H80V74H75V73H73L72 71L68 70V74H67V76H68V77H71V79L69 78L70 80H73V78H75L76 75H78V78H79V77L83 78V75H82ZM252 74H253V73H252ZM0 75H2V74H0ZM69 75H70V76H69ZM227 75H228V78H227ZM229 75H231V77H230ZM21 76H19V77H21ZM32 76H33V78H32ZM67 76H66V77H67ZM208 76H210V74H209ZM30 78H31V79H30ZM81 78H80V79H81ZM226 78H227V79H226ZM67 79H68V78H66V80H67ZM69 79H68L67 81H69ZM20 80H19V82H20ZM28 80H29V81H28ZM66 80H63V81H66ZM228 80H230V79H228ZM23 81H22V83H24ZM63 81H61V82L63 83ZM80 81H81V80H80ZM57 82H58V81H57ZM59 82H60V81H59ZM32 84H33V83H32ZM32 84H31V86H33ZM19 85H20V84H19ZM21 85H22V86H21ZM21 85H20V86L23 88V84H21ZM28 85H29V83H28L27 85L24 84V87L26 86L25 88H26L27 90L31 88V86L29 85V87H28ZM204 85H205V83H204ZM243 85H245V84H243ZM243 85H240V86H243ZM59 86L62 87V86H64V84H59ZM27 87H28V88H27ZM202 87H204V86H202ZM206 87H208L207 84L205 85V88H206ZM243 87H244V86H243ZM19 88H20V87H19ZM22 88H20V89H22ZM60 89H61V88H60ZM203 89H204V88H203ZM203 89H202V90H203ZM206 89H207V88H206ZM206 89H204V90H206ZM208 89H209V88H208ZM18 90H19V89H18ZM190 90H191V87H190ZM192 90H193V87H192ZM192 90H191V91H192ZM198 90H199V89H198ZM242 90L244 91L245 88L242 89ZM242 90L239 91V90L236 89L237 93H238V91H239V92H243ZM12 91H13V88H12ZM12 91H11V88H10V90H8L9 94L6 93V95H5V94H4L5 92H4V93H0V96L3 97V94H4V96H5L4 98H5V100H7V101H6L7 104H8V100H9V104H8V106L10 107V105H11V108H14V105H15L14 102H16V100H15V101H12V100H14L13 97H14V96H17L18 93H20V92H18V93H17V92L14 93V91H13V92H12ZM19 91H20V90H19ZM48 92H49V95H50V90H49ZM232 92H233V91H232ZM244 92H245V91H244ZM12 93H14V94H12ZM1 94H2V95H1ZM177 95H179V94H178V91H177V92H173V95H172V96H173V97H176ZM237 96H238V98H239V96H240V97H241V96L243 97V95H241V93H240V94L238 93ZM7 97H8V98L10 97V98L8 99ZM169 97H170V96H169ZM169 97L167 98L168 101H166V99L163 98V99H165V100H164L165 103L163 102V99H160V100H161L160 103H163V105H164V104L166 105V102H169V104H167V105H169V106L171 107L172 104H170V103H171V100H173V101H172V102H173V105H172L173 108H171V109H175L176 106H177V108H176L177 110L175 109V110L172 111V110L170 109V110H171L170 113L172 112V113L174 114V112H175V113H177V111L180 112V108H181L180 105H181V103L183 102V100L180 101L179 98L176 99V98H172V97L169 98ZM177 97H178V96H177ZM242 97H241V98H242ZM14 98H15V97H14ZM241 98H239V99H241ZM244 98H245V97H244ZM244 98H242V99H244ZM170 99H171V100H170ZM242 99H241V102L243 101ZM169 100H170V101H169ZM176 100H177V102H176ZM43 101H47V105L50 106V104H49V103H51L50 100L48 101V100H46V98H45V100H43ZM238 101H240V100H238ZM11 102H13V104H12ZM17 102H18V100H17ZM17 102H16L15 107L17 106ZM241 102H239V103H241ZM44 103H45V102H44ZM44 103L41 102L42 105H44ZM177 103H179V104H177ZM45 104H46V103H45ZM237 104H238V103H237ZM165 105H164V106H165ZM169 106H167L168 109L170 108ZM166 109H167V108H166ZM166 109H165V110H166ZM168 109L166 110V113L169 112ZM178 109H179V110H178ZM189 109H190V108H189ZM215 109H216V108H215ZM257 109L260 110L258 107H257ZM224 110H225V107H224V108H221L220 110L217 108V111H214V112H213V115H211V116H215V119H219V121L225 120V124H226V123H229L230 120H231V122H233V121L236 120V122H238V124H239V127H243L242 125H244V123H245L247 120H245L244 117H242V116L240 115L239 112H237V114L231 113L232 115L230 116L229 112H227L228 110H227L226 112H225ZM253 110H256V109H253ZM258 110H257V111H258ZM223 111L226 113L225 115H223V114H224ZM236 111H239V110H236ZM179 112L177 113L178 115L176 114V115H177V117L175 116L176 118H178V117L181 116V115H179ZM217 112H218V113H217ZM253 112H255V111H253ZM164 113H165V112H164ZM170 113H169V116H170ZM172 113H171V115H172ZM181 113H183L182 110H181ZM214 113H215V114H214ZM219 113H221V114L223 113V114L220 116ZM227 113H228V114H227ZM238 113H239V114H238ZM218 114H219V116H218ZM165 115L167 116L168 113L165 114ZM174 115H175V114H174ZM182 115H183V114H182ZM197 115H198L197 117H199V118L194 119V121H192L191 118H190L187 114H185L184 117L181 116L182 118L179 119L180 122H176L177 119H175L174 116L171 117V118H170V117H166V118H170V119H171V120L169 119L170 122L172 121V118H173V121L175 120L174 122H176V123L173 122L175 125L171 124V126H173V127L175 126L174 128H172V129H173V132H172L173 135L175 134V132L179 133L178 130H180L182 127L184 128V126L186 125L185 123H188V120H189V121L191 120V122H193V123L195 122L192 128H196L197 126H199V129L196 128V129H193V131H188V129L192 126L193 123H191V125L189 126L188 129H187V127H188L187 125H188V124H187V125H186L187 127H186V126H185V127H186V130H187L188 132L185 131V130H183V129H181V130H182L183 132H185V133L182 134V131H181L179 137L185 136L186 132H187L186 137H187V135H189L188 137H190V135H191V136L194 135V134H191V133H193V132H197L198 130H201V131H202V130H205L204 127L207 126V128H209V127L211 126L212 123H211V124H207V123H206V124H203V125L200 126V123H205L204 121H207L208 119H207V120H204L205 118H200V117H201L200 114H197ZM227 115H229V116H227ZM238 115H239V116H238ZM240 116H241V117H240ZM220 117H221V118H220ZM153 118H154V117H153ZM183 118H186V119H188V120L184 122V121H183V120H184ZM242 118H243V119H242ZM85 119H86V118H85ZM85 119H84V120H85ZM154 119H156V118H154ZM179 120H178V121H179ZM197 120H198L200 123H199V122L196 123ZM200 120H201L202 122H201ZM228 120H229V121H228ZM87 121H88V120L86 119L85 122H87ZM151 121H152V118H151ZM169 121H167V123H168ZM208 121H209V120H208ZM208 121H207V122H208ZM226 121H227V122H226ZM170 122H169V123H170ZM183 122H184V123H183ZM251 122L253 123V120H252ZM254 122H255V126H256V124L258 123V121H254ZM169 123H168L167 126H169V129H170V124H169ZM179 123H180V125H181L182 127L179 126ZM182 123H183V124H182ZM209 123H210V122H209ZM176 124H177L179 127H181V128H180V129L178 128V129L175 131L174 129H176V127H178ZM184 124H185V125H184ZM196 124H197V125H196ZM249 124H251V123H249ZM4 125H5V126H4ZM245 125H246V124H245ZM245 125H244V126H245ZM2 126H3V128H4L5 130H7V129H6L7 127H10L9 125L7 126L6 123H5V124L3 123ZM2 126L0 125V128H1V129H0V130H1V131H0V139H1V137H2V138L8 137V135L10 134V133H9L10 130H9V132H8L9 134H7V131H8V130H7L6 133H5V130L2 128ZM6 126H7V127H6ZM161 126L164 128L163 125H161ZM194 126H196V127H194ZM252 126H253V128L255 129L254 125H252ZM252 126H251L250 128L248 127L250 130L247 129V131H251V130H252L251 132H253ZM192 128H191V129H192ZM164 129H165V128H164ZM167 129H168V128H167ZM184 129H185V128H184ZM191 129H190V130H191ZM230 129H231V128H230ZM124 130H125V129H124ZM124 130H121L120 132L122 133ZM2 131H3V132H2ZM162 131H163V130H162ZM174 131H175V132H174ZM254 131H255V130H254ZM256 132H257V131H256ZM256 132H255L254 134H257ZM125 133H126V131H125ZM177 133H176L175 135H178ZM258 133H259V132H258ZM5 134H6V135H5ZM127 134H128V133H127ZM161 134H162V132H161ZM181 134H182V135H181ZM230 134H232V133H230ZM254 134H253V135H254ZM1 135H2V136H1ZM164 135H165V131H163V135L161 136V137H163V139H164ZM247 135H248V138L251 139V136H252V138H253V135H252L250 132H249ZM250 135H251V136H250ZM257 135H258V134H257ZM154 136H155V135H154ZM156 136H157V138H158V135H156ZM159 137H160V136H159ZM188 137H187V138H188ZM225 137H227V136H225ZM152 138H153V139H154V138L157 139L156 137H153V136H152ZM152 138H146V139H148L147 141H146L145 139L142 138V139H143V140H142V143L144 144V142H145V145L148 144V143H149V144H153L154 142H153ZM192 138H193V137H192ZM196 138H199V139H200V137L197 135V137L193 138V139H195V140H193V141H195V142H197L196 140L199 141V139H196ZM212 138H213V137H211V139H212ZM228 138H230V140L232 139V137H229V136H228ZM233 138H234V137H233ZM150 139H151V140H150ZM155 139H154V140H155ZM158 139H159V138H158ZM235 139H236V138L232 139V141H230V142H233V140H235ZM226 140L228 141L229 139H226V138H225V141H226ZM149 141H150V142H149ZM256 141H257V140H255L254 142L251 141V143L253 142L254 144H256V143H257ZM255 142H256V143H255ZM227 143H228V142H227ZM238 143H239V142H238ZM251 143H250V144H251ZM32 144H33V143H32ZM34 144H36V142H34ZM34 144H33V146H35ZM41 144H42V143H41ZM149 144H148V145H149ZM239 144L241 145V143H239ZM254 144H253V146H255ZM259 144H260V143H259ZM259 144H258V145H259ZM0 145H2V144L0 143ZM3 145H4V144H3ZM29 145H31V144H29ZM145 145L142 146V147H145V148H146ZM153 145H154V147H155V144H153ZM230 145H231V143H230ZM237 145H238V144H237ZM245 145L247 146V144H245ZM251 145H252V144H251ZM251 145H250V148H253V146H251ZM258 145L256 144V146H258ZM31 146H32V145H31ZM31 146H30V147H31ZM227 146H229V145H227ZM243 146H244V145H243ZM262 146H264V144H262ZM35 147L37 148V146H35ZM39 147H40V146H39ZM41 147H42V146H41ZM41 147H40V148H41ZM151 147H152V146H151ZM229 147H230V146H229ZM239 147H240V146L238 145V146L235 148V150L237 149V150H236V153H235V150H234L233 153H231L230 157L227 156V155H226L227 153L224 152V151L221 152V155H223V156L220 155V151H219V152L216 151V153L214 152V154H213V153L210 154L211 156L208 155V158H210V160H212V162L209 160L210 163L208 162V163H209V164H208V163L206 162L205 164H203L204 166H203L202 163H201L202 161L200 160V156L202 157V156H203L204 154H206L207 152L204 153L205 151L203 152V151H202L203 149L200 150V151H194L195 153L191 151L193 154H197V155L199 154V157H198L197 155H196V156H195V155H192L191 158H192L193 156H195L196 158L198 157L197 159H196V158H193L192 161H193V162L195 161L194 163H196V161H197V162L200 161V163H198V164H196V165H195V164H192V165H194V166H192V168H193V169H197V165H198V166H199V169H200L201 171H200L199 169H198V171H197V170H190V169H192V168H188V167L186 166V165H187V164H186L187 162L185 161L186 163H182V165L184 164L185 166H184V165L181 166V165H180L181 162H180V163H179L180 166H179V165H177V166L175 165V166H174L175 168H174V167H171V169L169 168L170 170L166 168V169H167L166 172H164L166 169H163V168H162L163 166L160 167L161 169H159V170H162V169H163V170H164V171H163L164 173H162L161 171H158V172H157V169H158V168L156 167L157 169H155V170H156L155 173H159V172H160V174H156V175H160V176H158V177H157V176H156V177H153V178H154L153 180H152V177H150V175H151L152 173H154V172H152V171H153V168H155V167L152 168L151 166H153L154 164H156V161H158L157 159H155V161H153V160H154L153 158L155 157V154H156V153L154 154V157H153V158H150V157H151V154H150V156H149V152H150V150L152 151V149L150 148L149 150H147V149L142 148L145 152L142 151V153H143V154L141 153L142 155H137V156H136V157L139 158V160H142V162L139 161V160H136V164H135V165L133 164V167L135 168L136 166H139V165L141 166V164H144L143 162L145 161L146 156H147L148 159H149V160H148L149 162L147 161V159H146V161L148 162V168H150L151 174H150V171H148V172H146L145 176L148 177V175H149L148 178H150L152 182H153V181L155 182L156 179H159L158 182H157L158 184H159V183L161 184V182L164 181V180H162L163 178H164V179H167V180H170V178H171V173H172V175H173L172 177H174V178H171V179L173 180V182H175V181L178 179V176H175L176 174H178L177 171H176V173H175V170H178V171H179L180 168H181V169L183 168L182 170L185 169L183 172H185L186 169L190 170L191 173H193V171H195V172L197 171V173L194 172L196 175H195L194 173L191 174L190 171H188V170H187V172H185L187 176H188V172H189V173L194 177V178L192 177V179H191V181H190V183H192V186H193V185H195L194 183H196V182H199V183L203 182V181L200 180V179L204 178L205 180H208V179L211 177V176H210L211 173H210V174L207 173V170H208V172H209V170H210L209 168H210L211 166L213 167V172H214V173H215V172L217 173L219 167L216 169V164H214L215 162H217V164H219V166H224V167H229V168H230V166H229V162H232L231 160L234 159L235 162H238V161H236L235 158H231V157H238L239 154H237V153H239L240 151H242L241 153H243V154H241V153H240V154L243 155V157H242V156H239V157H242V158H243L242 161H244L245 166H243L244 163H243V165H242V163H241L242 161H241L240 163H241V165H242L244 168H243L242 166H240V163L238 164L239 166L236 165L237 167H235V165H234L235 162H232V163H230V164H232V168L235 167L236 169H239V168H240V169H242V170L246 169V173H247V174H251V172L255 171V169L257 168V167H256L257 165L255 164V166H254V164H252V165L255 167V169L253 168V166H251V170H250V167H247V166H246L247 163H246V161L244 160L245 156H249V155L251 156V154H250L251 152H250V153H249V152L247 153V151H246V152L244 153V151H243V150H240V149L244 148L245 146L242 147V145H241L242 148H239ZM19 148H20V147H18V150H17V151L20 152L21 149L19 150ZM22 148H23V147H22ZM152 148H153V147H152ZM0 149H1V148H0ZM3 149H5V148H3ZM258 149H260V148L258 147V148H257V151H258ZM238 150H239V151H238ZM253 150H256V149L253 148ZM1 151H3V150H2V149L0 150V153H1V154H0V157H1V155H2V152H1ZM146 151H149L148 154H146ZM21 152H22V151H21ZM24 152H26V151H24ZM130 152H131V151H130ZM130 152H128V153H130ZM154 152H155V151H153V153H154ZM223 152H224L225 154H222ZM259 152H260L261 154H264V149L261 148V149L259 150ZM259 152H258V153H259ZM151 153H152V152H151ZM218 153H219V155H218ZM234 153H235V154H234ZM132 154H133V153H132ZM215 154H216V155H215ZM261 154H260V155H261ZM143 155H144L145 157H143ZM225 155H226L228 158H230L231 160L228 159V160H229V161H228V160L226 159ZM258 155H259V154H258ZM141 156H142L143 158H145V159L140 158ZM156 156H157V155H156ZM250 156H249V157H250ZM262 156H264V155H262ZM223 157H224V158H223ZM249 157H248V158H249ZM1 158H2V157H1ZM1 158H0V159H1ZM138 158H137V159H138ZM155 158H157V157H155ZM211 158H213V159H211ZM215 158H217V159L215 160ZM219 158H220V160H219ZM246 158H247V157H246ZM256 158H257V157H256ZM152 159H153V160H152ZM176 159H177V158H176ZM179 159H180V158H178V160H179ZM225 159H226V160H225ZM1 160L3 161V159H1ZM1 160H0V161H1ZM151 160L154 162V164L149 166V164H151V163H150ZM178 160H177V161H178ZM202 160H203V159H202ZM213 160H215V162H214ZM239 160H240V159H239ZM256 160H257V159H256ZM131 161H132V160H131ZM172 161H173V160H172ZM174 161H175V160H174ZM218 161H219V162H218ZM220 161H221V162H220ZM222 161H223V162H222ZM225 161H226V162H225ZM134 162H135V161H134ZM134 162H133V163H134ZM137 162H139V163H137ZM227 162H228V163H227ZM140 163H141V164H140ZM145 163H146V162H145ZM157 163H158V162H157ZM175 163H176V162H172V163H171L172 166H173V164H175ZM190 163H192V162H190ZM212 163H213L214 165H213ZM221 163H222V164H223V163H224V164L226 163V164H225V165H222ZM200 164H201V166H200ZM206 164H208V167H209V168H207V169L205 170L204 168H205V165H206ZM210 164H212V165H210ZM220 164H221V165H220ZM236 164H237V163H236ZM107 165H109V164H107ZM127 165H130V166H131L130 168H131V169H134V168L132 167V162H131V164H127ZM146 165H147V163H146ZM146 165H145V166H146ZM158 165H159V164H158ZM158 165H156V166H158ZM233 165H234V166H233ZM140 166H139V168H141ZM142 166H143V165H142ZM154 166H155V165H154ZM0 167H1V166H0ZM143 167H144V166H143ZM143 167H142L141 169H143ZM176 167H177V168H176ZM185 167H187V168H185ZM200 167H201V168H200ZM139 168H138V169H139ZM145 168H146V167H145ZM202 168L204 169L203 171H202ZM235 168H234V169H235ZM247 168H248L249 170H248ZM141 169H139V170H141ZM146 169H147V168H146ZM0 170H1V169H0ZM143 170H144V169H143ZM173 170H174V171H173ZM137 171H138V170H137ZM141 171H142V170H141ZM141 171H140V173L138 172L139 174H138V176H136V179H137V177H138L139 179H141V177H144V175L142 174L144 171H143V172H141ZM244 171H245V170H244ZM249 171H250V173H249ZM169 172H170V173H169ZM179 172H180V171H179ZM155 173L153 174V176H155ZM161 173H162L164 176L161 175ZM173 173H175V175H174ZM181 173H182V172H181ZM214 173H212V174H214ZM216 173H215V174H216ZM243 173H245V172H243ZM254 173H255V172H253V174H254ZM190 174H189V175H190ZM136 175H137V174H136ZM140 175H141V177H140ZM165 175H166V176H165ZM169 175H170V176H169ZM194 175H195V176H194ZM0 176H1V174H0ZM151 176H152V175H151ZM187 176H186V177H187ZM160 177H161V178H160ZM162 177H163V178H162ZM165 177H166V178H165ZM168 178H169V179H168ZM175 178H176V180H175ZM179 178H180V177H179ZM195 178H196V179H195ZM207 178H208V179H207ZM142 179H143V178H142ZM144 179H146V180H142L143 183H144V182L147 183V184H148V182L150 183V181H147V178H146V177H145ZM160 179H161V180H160ZM178 180H179V179H178ZM178 180H177V183H178ZM156 181H157V180H156ZM170 181H171V180H170ZM170 181H169V182H170ZM200 181H201V182H200ZM173 182H172V183H173ZM261 182H262V181L259 182V185L261 184ZM157 183H156V185H158ZM165 183H167L166 180H165ZM165 183H164V185H163L164 187H163L162 185H159L160 188L165 189V186L170 187L169 185H174V184H170V183H168V185H167V184H165ZM175 183H176V182H175ZM180 183H182V182L180 181ZM190 183H189V186H191ZM257 184H258V183H257ZM148 185H149V184H148ZM183 185H184V184H183ZM259 185H258V186H259ZM159 186H158V187H159ZM258 186H256L255 189L257 190V193H260V189L262 190V189H264V187L261 188V186H259V187H258ZM177 187L180 188L179 186H177ZM258 188H259V189H258ZM85 190H86V188H85ZM182 190H183V189L181 188V189H180V192H178L180 195H181V194L184 195V193H183ZM258 190H259V191H258ZM129 191H132V188H131V187H130V189H127V191H126V192H128L129 194H131V192H129ZM181 191H182V192H181ZM163 192H164V193H165V192L167 193V190H164ZM128 193H126L125 195H128L127 198H130L131 196L129 197V194H128ZM219 193H220V192H219ZM102 195H103V194H102ZM102 195L100 196L101 199L104 198ZM182 195H181V196H182ZM225 196H226V195H225ZM102 197H103V198H102ZM226 197H227V198H226ZM226 197L222 198V200L220 201V203L222 204V205L220 204L221 207H222L224 204H226V201H227V202L230 201V198H229L228 196H226ZM101 199H100V201H102ZM223 199H224V200L227 199V200L223 201ZM0 200H1V199H0ZM1 201H3V200H1ZM20 201H22V199H21ZM20 201H17V203L19 202L18 204H20V203H21ZM261 201H262V200H261ZM22 202L25 203V204L27 205V203H26L25 200H23ZM27 202H28V200H27ZM17 203H16L15 205H18ZM261 203H262V202H261ZM21 205H22V207L25 206V205H23V204H20V206H21ZM84 205H85V203H84ZM84 205H83V207H82L83 209H81V210H83V211H84V210H86V211L89 210L88 208H86V206L88 207V204L85 206V208H84ZM259 205H260V202H259ZM238 208H239V209H238ZM238 208H237V207H233V208H232V213H233L232 216H228V214H227V216H225V215H224V214L226 213V211H225L224 214L222 215V217H221V216L218 217V218H221V219H219V222H221L219 225H221V228H223V230L220 229V231H223V232L218 231V229L220 228V226H217V224H216V223L218 222V221H216L218 218L215 216V214H211V215H210L211 217L208 215V214H210V211H209V213H207L206 211L203 212V213H201V214H202V217H201V215H198V214H196V213H195V214L192 213L193 216L191 215V217H189V219H188V217H186L187 215H186L185 217L181 218L180 220L183 221V222L186 224V225H184V227H183L182 230H183L184 234H186V235H185L186 238L190 240V243H191V245H192V246H191L190 243H189L188 246L185 245L184 248H183V250H181V253H182L181 255L183 256V254H185V255L183 256L182 259H184V257L186 256L185 259H184V260H186V261H190V259H191V260H192V259L196 260V259H198V256H197V255H199V254L202 253L201 257H202L203 255H204V256H207V257H204L205 261H207L206 259H208V260H211V259H212V260L210 261L209 264H214V261H216L217 264L219 263V261H220V264H222V263H223V264H229V263L233 262V261H231V262L228 261L229 258H230L231 256H232L231 258H234V257L237 258V259H236V262H235V260H234V263H236V264H238V263H241V264H242V263H243V264H249L250 261H251V263H252L253 260H254L255 262H256V261H258V262L260 261V264H264V257L261 258V256H260V255L264 256V232H262V230H264V229H262V226H261L262 224L259 222L260 220L258 221L259 218H264V216L260 215L259 218L257 217L258 214H262V213H264V212H262V211H264V210L261 209V212H260V213H259V212H258V213H255V214H256V215H255L256 217L253 216V214L251 215V213H249V212H248V214L245 215V218H244V216H242V217L245 219V221H244V222H240V224L242 225V229H240L241 231L238 229L240 232H239V231L236 232V231H237V228L235 229L236 224L233 225V227H231L230 222H233V223H234V222H235V218H233V217L236 216V215H234V214H237L238 216H239V215H242V214L244 213L243 210L245 209V207H238ZM236 209H237V210H236ZM239 210H240V211H239ZM259 210H260V209H259ZM237 211H238V212H237ZM244 211H246V209H245ZM204 213H205V214H204ZM206 213H207V214H206ZM194 215H195V217H194ZM206 215H207V216H206ZM212 215H213V216H212ZM214 216H215V217H214ZM248 216L251 217V218H249ZM242 217H240L239 219H241ZM246 217H247V218H246ZM252 217H253V218H252ZM164 218H165L166 221H165V220H162V222L159 223V224H161V226H160L161 229H165V228H167V227L170 225V223H171V222H170V220H171L170 218H169V220H168L169 222H167V219H168L167 217L164 216ZM195 218H196V219H195ZM207 218H208V220H207ZM214 218H217V219H215V221H214ZM224 218H225V219H224ZM243 218H242L241 220H243ZM254 218H256V219H254ZM161 219H163V216L161 217ZM187 220H188V221H187ZM192 220H193V221H192ZM204 220H205V221L207 220V222H209V223L212 222V223H211L212 228H211V226H210V228H209V227H208L209 225L207 226V222H206V224H204V223H205V222L203 223ZM224 220H225V221H224ZM241 220H240V221H241ZM256 220H257V222H256ZM229 221H230V222H229ZM187 222H188V223H187ZM213 222H214V224H213ZM191 223H192V224H191ZM166 224H167V225L169 224V225L166 226ZM198 224H199V225H198ZM215 224H216V225H215ZM223 225H224V226H223ZM164 226H165V227H164ZM200 226H201V227H200ZM204 226H205V228H206V227H208V228H206V230H205ZM162 227H163V228H162ZM216 227H219V228H217V230H213V229H216ZM230 227H231V229L233 228V229H232V232L227 233V232L229 231V228H230ZM184 228H185V229H184ZM227 228H228V229H227ZM252 228H253V229H252ZM255 228H256V230H255ZM211 229H212V230H211ZM225 229H226V230H225ZM231 229H230V230H231ZM210 230H211V231H210ZM234 230H236V231L234 232ZM254 230H255V231H254ZM258 230H259L260 232H259ZM188 231H190V232H188ZM197 231H198V232H197ZM208 231H209V232H208ZM217 231H218V233H217ZM257 231H258V232H257ZM195 232H196V233H195ZM207 232H208V235H207ZM214 232H215V233H214ZM252 232H253V233H252ZM256 232H257V234H256ZM198 233H199V234H198ZM213 233H214L215 235H214ZM219 233H220V234H219ZM224 233H225V234H224ZM204 234H205V235H204ZM217 234H218V235H217ZM223 234H224L225 236H228L227 234H229V236H231V237H230V238H229V236H228V237H225ZM230 234H231V235H230ZM209 235H210V236H209ZM211 235H212V237H211ZM219 235H222V236H219ZM167 236H169V235L167 234ZM167 236H164V237L166 238ZM215 236H216V237H215ZM217 237H220V239L222 238L223 240L221 239V241H220V239H218ZM223 237H224V238H223ZM197 238H198V239H197ZM203 238H204V239H203ZM211 238H213V239H211ZM215 238H216V239H215ZM167 239H168V237H167ZM211 240H212V241H211ZM151 241H152V240H151ZM187 241H188V240H187ZM215 241H216V243H215ZM149 242H150V241H149ZM164 242H165V241H164ZM164 242H163V243H164ZM166 242L168 243L169 240L166 241ZM166 242H165V245H167ZM237 242H238V243H237ZM163 243H162V244H163ZM222 243H223V244H222ZM231 243H232V244H231ZM233 243H235V245H234ZM236 244H237V245H236ZM9 245H10V244H9ZM219 245H221V246H219ZM222 245H223V247H222ZM239 245H240V246H239ZM142 246H146V248L143 247L144 252L141 251V247H142ZM142 246L139 248V250H137V252H139V253H135V254H137V256H136L134 253L132 254V253H130V252H128V253H130L129 255H128V254L125 255L126 257L129 256V258H128V260H127L129 263L132 262L133 259L137 260V262H138V260H139V263H142L141 261L145 262V259L147 258L145 255L148 253L149 250H152L153 246H152V245H149V244H146V245H143V244H142ZM151 246H152V247H151ZM160 246L162 247V245H160ZM163 246H164V245H163ZM213 246H214V247H213ZM241 246H242V247H241ZM8 247H9V246H8ZM11 247H12V246H11ZM82 247H83V246H82ZM154 247H156V246H154ZM161 247H160V249H159L158 251H161V249H162ZM185 247H186V248H185ZM188 247H189V248H188ZM238 247H239V248H242V250H243V252H244V253L242 252V254H241L242 257H241V255H236V254H239V251H237V250H239ZM248 247H249V249H248ZM149 248H150V249H149ZM209 248H211V249H209ZM227 248H228V249H227ZM8 249H10V247L7 248V249L5 248L6 251H7ZM110 249H111V248H110ZM235 249H237V250H235ZM5 250H4V252L2 253V255H4V253L6 252ZM78 250H79V249H78ZM78 250H77V251H78ZM162 250H163V249H162ZM185 250H186V251H185ZM224 250H225V252H224ZM226 250H229V251L227 252ZM233 250H235V252L237 251L236 254H235V252H232ZM248 250H249V251H248ZM8 251H9V250H8ZM158 251L155 252L156 255H157V252H158ZM165 251H166V250H165ZM201 251H202V252H201ZM210 252H212V253H210ZM220 252H221L222 254H221ZM229 252H232V253L230 254ZM158 253H159V252H158ZM162 253H164V251H163ZM170 253H171V252H170ZM172 253H173V252H172ZM192 253H193V254H192ZM261 253H262V254H261ZM131 254H132L133 256L130 257ZM139 254H140V255H139ZM144 254H145V255H144ZM216 254H218V257H215V256H217ZM232 254H233V255H232ZM160 255H161V252H160ZM160 255H158V258H156L157 256H156L155 258H156V259H159V261H163V260H164L163 258H162V260H160V259H161V256H162V255H161V256H160ZM181 255H180V256H181ZM228 255H229V256H228ZM230 255H231V256H230ZM135 256H136V257H135ZM143 256H145V257H143ZM180 256H179V258H180ZM209 256H210V257H209ZM213 256H214V257H213ZM219 256H220V258H219ZM233 256H234V257H233ZM236 256H237V257H236ZM239 256H240V257H239ZM247 256H248V257H247ZM257 256H260V257H258V259H257ZM132 257H134V258L131 259ZM137 257H139V259H138ZM187 257H190V258H187ZM208 257H209V258H208ZM251 257H252V258H251ZM255 257H256V258H255ZM144 258H145V259H144ZM231 258H230V259H231ZM235 258H234V259H235ZM247 258H248V260H247ZM249 258H250V261H249ZM125 259H127V258H125ZM140 259H141V261H140ZM187 259H188V260H187ZM221 259H222V260H221ZM227 259H228V260H227ZM256 259H257V260H256ZM260 259H261V260H260ZM129 260H131V261H129ZM184 260H183L182 262H180V263L185 262ZM240 260H241V261H240ZM180 261H181V260H180ZM196 261H198V260H196ZM226 261H227V262H226ZM237 261H238V262H237ZM248 261H249V262H248ZM207 262H208V261H207ZM126 263H127V262H126ZM129 263H128V264H129ZM155 263L159 264L160 262L158 263V261H156ZM161 264H163V263H161ZM164 264H166V263H164ZM215 264H216V263H215ZM232 264H233V263H232Z\"/></svg>", "mask_w": 264, "mask_h": 264}]
</instances>
